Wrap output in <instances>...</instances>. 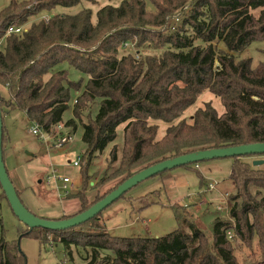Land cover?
I'll list each match as a JSON object with an SVG mask.
<instances>
[{
  "label": "trees",
  "instance_id": "obj_1",
  "mask_svg": "<svg viewBox=\"0 0 264 264\" xmlns=\"http://www.w3.org/2000/svg\"><path fill=\"white\" fill-rule=\"evenodd\" d=\"M84 1L92 0H11L0 11L2 148L7 113L24 114L50 136L59 124L72 130L79 126L85 146L80 161L87 165L94 154L116 142L122 129L123 150L115 173L121 180L91 200L85 192L90 184L83 180L82 191L74 195L79 213L134 174L165 160L264 143V67L253 69L250 59H237L253 42L264 41V0H148L152 10L144 1L123 0L98 9L95 21L88 8L76 15L54 14ZM29 24L19 35L7 34ZM128 45L135 54L119 57ZM144 49L151 54L143 57ZM64 66L81 78L71 80ZM208 93L219 99L223 114L208 103L188 121L182 118ZM68 111L72 118L64 122ZM159 124L168 128L156 140ZM110 157L116 162L115 149ZM244 158L254 156L232 159L233 205L227 220L212 222L210 235L176 212L177 228L161 238H113L100 214L65 231L23 225L19 240L41 244L42 235L51 236L67 250L82 248L90 263L100 253H112L105 264H236L233 244L238 243L260 252L255 264H264V171ZM169 172L158 176L164 181ZM16 194L20 198L17 189ZM0 264H27V256L17 244L0 239Z\"/></svg>",
  "mask_w": 264,
  "mask_h": 264
},
{
  "label": "rangeland",
  "instance_id": "obj_2",
  "mask_svg": "<svg viewBox=\"0 0 264 264\" xmlns=\"http://www.w3.org/2000/svg\"><path fill=\"white\" fill-rule=\"evenodd\" d=\"M10 1L0 0V11ZM121 1L123 0L84 1L78 6L58 8L54 14L76 15L88 8L92 12V20L95 21L98 9L118 6ZM141 1L147 3V7L152 10L148 0ZM42 18L49 17L44 15ZM29 26L30 24L21 28L25 30ZM196 45L202 46L199 42H196ZM213 46L217 50L226 51L223 46L217 44ZM1 48L0 44V50ZM133 49L132 45L124 46L119 50L118 56L134 55ZM150 52L146 49L142 50L143 57L150 55ZM237 59H250L253 69L258 66L264 67V41L253 42L237 56ZM63 69L69 70L71 80L81 78L75 70L65 66ZM74 96L73 93V99ZM208 103L217 110L218 114H223L224 110L219 99L208 93L203 94L182 118L188 121L193 117L196 109H201ZM70 118L72 114L68 111L64 114V122ZM5 124L7 137L3 141V163L20 194L22 205L37 218L56 220L79 213L81 211L79 201L74 195L82 191L83 180L90 184L85 190L90 200L97 194L101 196L121 180L120 177L115 176L123 150L121 128L117 132L116 142L103 153L94 154L87 165L85 161L82 164L80 161L84 156L85 146L81 142L82 130L79 126L75 130H72V127L68 129L73 135V140L68 146L51 148L29 133V127L35 124L30 123L24 114L7 113ZM157 126L159 132L156 140H159L168 126L164 124ZM113 149L117 156L116 162L110 157ZM77 160L80 161L78 167H73L72 164ZM258 160L264 161V156L243 159L251 165ZM232 163V159L225 158L202 162L190 168L180 167L170 171L169 178L164 181L160 176H156L137 185L126 194L125 198L117 200L102 212L101 221L105 225L106 232L117 239L161 238L177 228L175 214L178 212L189 217L206 235H210L212 222L216 218L227 220L228 212L233 205L231 199L236 192L229 178ZM256 169L264 171V165L256 166ZM62 178H69L71 181V187L68 186L67 191L62 189ZM23 232H25L24 226L12 214L2 197L0 188V239L6 241L8 245L17 244L18 250L27 256V264H105V257L108 256L109 259L114 257L112 253L103 252L100 253L99 259L90 263V254H85L80 247L72 246L67 250L62 243L52 242L54 238L45 235H42L45 243L41 244L26 238L19 240ZM233 245L236 264H255L259 261L261 254L257 250L254 253L244 246H238V243ZM85 258L87 260H84Z\"/></svg>",
  "mask_w": 264,
  "mask_h": 264
},
{
  "label": "water",
  "instance_id": "obj_3",
  "mask_svg": "<svg viewBox=\"0 0 264 264\" xmlns=\"http://www.w3.org/2000/svg\"><path fill=\"white\" fill-rule=\"evenodd\" d=\"M3 121L0 110V186L3 194L12 211L14 217L21 225L27 226L29 230L43 229L50 232L65 231L80 225L86 224L87 221L102 214L104 210L117 202L121 197L132 191L137 185L147 181L150 178L156 177L165 171H172L180 167L194 165L202 162H210L215 159L225 158H241L247 156H264V143H256L254 145L240 146L235 148L225 149H209L207 151H195L192 154L178 156L176 159H168L162 163H158L134 174L132 178L122 182L117 188L106 195L101 201L91 206L87 211L73 215L69 218L61 220H49L37 218L26 209L16 194L15 186L9 178L5 164L3 163ZM264 165L263 160H258L252 163L253 167Z\"/></svg>",
  "mask_w": 264,
  "mask_h": 264
},
{
  "label": "built area",
  "instance_id": "obj_4",
  "mask_svg": "<svg viewBox=\"0 0 264 264\" xmlns=\"http://www.w3.org/2000/svg\"><path fill=\"white\" fill-rule=\"evenodd\" d=\"M22 31L23 30L21 27H19V29L10 28L8 30L7 34L19 35ZM28 131L37 140H40L42 142L47 143L51 148H54V147H60L61 148V147L68 146L73 140V135L71 134V132H69L68 129H66L64 127L63 124H59L56 127H54L55 134L53 136L46 134L44 131H42V129L39 126H36V125L30 126ZM79 162L80 161L77 160L76 162H74L72 164V166L78 167ZM57 180H59V179H57ZM70 182L71 181L69 178H62V183H63L62 189L64 191L68 190V186L71 187Z\"/></svg>",
  "mask_w": 264,
  "mask_h": 264
}]
</instances>
